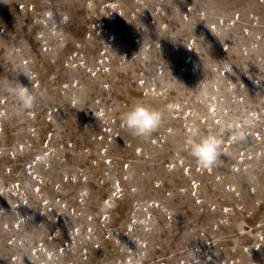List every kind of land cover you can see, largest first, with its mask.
<instances>
[{
  "label": "rangeland",
  "instance_id": "obj_1",
  "mask_svg": "<svg viewBox=\"0 0 264 264\" xmlns=\"http://www.w3.org/2000/svg\"><path fill=\"white\" fill-rule=\"evenodd\" d=\"M2 77L0 264H264V0H0Z\"/></svg>",
  "mask_w": 264,
  "mask_h": 264
},
{
  "label": "clouds",
  "instance_id": "obj_2",
  "mask_svg": "<svg viewBox=\"0 0 264 264\" xmlns=\"http://www.w3.org/2000/svg\"><path fill=\"white\" fill-rule=\"evenodd\" d=\"M28 78L31 81V78ZM0 92L13 99L11 109L0 111V116L19 115L33 110L36 106L37 95L34 94L31 88L16 80H10L8 77L0 78ZM164 115V109L137 102L121 112L119 119L122 128L133 136L147 138L159 128ZM231 128L232 126L228 125L229 131H231ZM236 138L237 134L233 133V139ZM220 143V139L214 133L210 132L199 136L192 133L187 140V151L200 167L210 169L217 163L220 155Z\"/></svg>",
  "mask_w": 264,
  "mask_h": 264
}]
</instances>
